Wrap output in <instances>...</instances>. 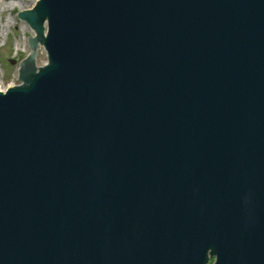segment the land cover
Segmentation results:
<instances>
[{
	"label": "water",
	"instance_id": "95a60500",
	"mask_svg": "<svg viewBox=\"0 0 264 264\" xmlns=\"http://www.w3.org/2000/svg\"><path fill=\"white\" fill-rule=\"evenodd\" d=\"M16 16L35 34L0 89V264H264V0Z\"/></svg>",
	"mask_w": 264,
	"mask_h": 264
},
{
	"label": "rangeland",
	"instance_id": "374dc122",
	"mask_svg": "<svg viewBox=\"0 0 264 264\" xmlns=\"http://www.w3.org/2000/svg\"><path fill=\"white\" fill-rule=\"evenodd\" d=\"M35 1L0 0V89L21 83L17 78L18 62L29 51L27 35L33 36L35 33L26 21L16 16V12L31 8ZM35 49L34 65L41 66L46 62V54L38 40Z\"/></svg>",
	"mask_w": 264,
	"mask_h": 264
},
{
	"label": "flooded vegetation",
	"instance_id": "af4514ba",
	"mask_svg": "<svg viewBox=\"0 0 264 264\" xmlns=\"http://www.w3.org/2000/svg\"><path fill=\"white\" fill-rule=\"evenodd\" d=\"M213 259H214V255L212 254V255L209 256V254H208V257H207V260H206V264H211Z\"/></svg>",
	"mask_w": 264,
	"mask_h": 264
}]
</instances>
